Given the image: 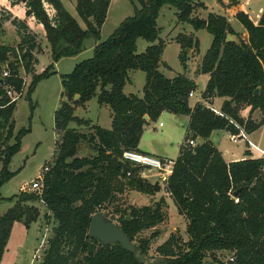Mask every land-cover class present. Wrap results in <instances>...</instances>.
Wrapping results in <instances>:
<instances>
[{"label":"trees","instance_id":"obj_1","mask_svg":"<svg viewBox=\"0 0 264 264\" xmlns=\"http://www.w3.org/2000/svg\"><path fill=\"white\" fill-rule=\"evenodd\" d=\"M7 1L11 6L20 3ZM129 1L133 15L104 41H100V30L110 0H76L75 11L84 28L60 0H28L24 4L25 16L33 17L45 32L53 63L80 54L87 39L95 45L91 58L61 76V102L54 113V128L61 141L53 165L43 176L41 192H19L7 199L0 194V201L12 203L0 216V264L13 225L19 222L29 229L38 220V209L29 204L34 202L42 203L56 224L39 264H146L142 256L147 254L157 232L140 240L131 254L119 245H101L88 237V229L94 214L113 208L119 214L117 225L133 243L141 231L165 220L162 198L154 206L130 212L118 206L119 195L126 190L150 196L160 191L158 183L150 184L141 177V169L123 162L121 157L127 150L138 152L144 127L156 122L163 112L189 118L168 180L169 198L186 221L188 240L181 242L171 235L156 248L160 259L153 264H208L207 258L211 264H264V160L246 152L247 158L227 163L209 140L213 131H225L230 139L240 141V131L248 135L264 125V10L255 24L248 13L238 8L233 17L242 25L247 40L226 43L227 35L237 37L230 22L216 13H208L205 19L195 16L197 8L206 9L199 0ZM227 1L230 7L239 6L238 0ZM46 6L53 11L52 16ZM165 6L176 10L178 24H187L194 31L205 30L212 36L198 70L209 76L200 98L207 103L224 98L220 115L200 104L189 106L188 95L196 85L185 74L169 79L159 71L161 66L168 67L161 61L166 42L159 38L161 28L157 26ZM5 23L16 29L19 44L16 48L0 45V67L8 72L4 86L21 94L24 83L19 70L23 69L31 75L26 92L29 97L39 82L55 74L53 64L36 74V36L24 21L0 7V34ZM138 39L149 44L140 54L136 53ZM173 41L180 46L178 60L185 71L186 50L196 54L198 41L183 33ZM131 71L145 75L141 97L123 93ZM93 98L100 106L109 107L110 129L74 116L76 108L84 107ZM16 103L0 88V190L14 176L9 164L20 150L21 137L30 131L14 135ZM246 108L250 111L245 118L241 111ZM256 111L262 116L259 121L252 119ZM70 123L91 129L93 135L87 137L70 129ZM197 138L203 142L189 146V141ZM82 141L93 144L95 157H76ZM221 253H227L233 262H221L216 257Z\"/></svg>","mask_w":264,"mask_h":264},{"label":"rangeland","instance_id":"obj_2","mask_svg":"<svg viewBox=\"0 0 264 264\" xmlns=\"http://www.w3.org/2000/svg\"><path fill=\"white\" fill-rule=\"evenodd\" d=\"M110 1L106 20L100 30V41L106 40L124 19L133 15V6L129 0ZM199 1L206 7V9L197 8L194 13V15L200 19H205L208 13H216L220 15L224 13L222 7L224 9L225 6L222 5L221 7L216 0ZM238 1L242 2L246 0ZM224 2L227 4L226 7L230 9L228 1L224 0ZM8 3L10 2L7 0H0V7L4 8V6L8 5ZM20 4L21 3L18 5ZM246 8L250 18L256 24L264 10V0H250L247 2ZM46 9L51 16L52 10L50 7L46 6ZM175 14L176 10L174 8L165 6L162 8L157 19V26L161 28L159 37L167 43L164 49L163 61H165L168 65V67L161 66L159 71L169 79L178 74L186 73L183 72L178 60L177 44L170 41L173 34L180 32L185 35H191L198 41V52L195 56L193 51H186L188 57L194 56L190 58L188 62L190 66V75H193L192 68H195L196 65L200 63V60L205 55L212 42V36L207 31H194L192 27L187 24H178ZM72 15L74 16V19L79 22L80 26L84 28V25L77 16L75 10L72 11ZM231 22L232 26L240 32L236 33L237 41L239 39L246 41L247 35L243 36V33L241 32L245 31L242 25L235 19H232ZM39 41L42 42V39ZM42 43H40L39 46L42 47ZM93 43L94 41L92 39H87L84 41V50L80 54L74 57L61 59L56 65H54V71L56 73L39 82L29 97L26 96V92L31 82V75L26 74L23 69L19 70V75L23 80L24 87L16 103L13 115L14 135L17 136L22 131L27 129L30 131L21 137L20 150L11 159L9 171L14 173V176L2 186L0 190L2 198H11L19 192L32 193L29 191L30 183L33 180L35 181L38 177H43L47 172L44 171V168L49 169L53 165L61 141V135L56 132L54 128V113L60 106L61 92L63 90L61 86V76L71 73L75 65L92 57ZM18 44L19 37L16 29L10 23H7L6 26L4 24L3 32L0 34V45L16 48ZM148 46L149 44L147 42L142 39H138L136 43V53L140 54L144 52ZM41 53L42 48L37 54V57L40 56ZM46 64H52L51 56L47 57V55H45L40 58L39 66L36 69L34 68L35 73L37 69H40V66ZM131 73L134 75L131 76L132 84L127 91L141 97L142 88L145 83V75L141 71H132ZM194 102L195 99L191 101V104ZM209 105L217 109L213 104L209 103ZM102 108L106 109H101V106L97 103L96 98H93L89 101L86 111L81 108H77L74 116L85 120H91L94 125L103 129H109V117L107 112H110V110L107 106H103ZM167 118L166 114L163 117H159L156 122H150L145 127L147 130L160 133V131H164L169 127ZM176 118L181 120V124H176L170 135H172V138L174 139L173 141L177 139L180 143H182L187 126H185L186 120L184 116H178ZM158 123H162L164 127H158ZM69 128L76 129L78 132L85 134L87 137L93 135V131L91 129L78 127L75 123H70ZM220 140H222L221 148L224 151H233L237 153L245 149V144L241 141H239L238 144H233L229 139H224V137L220 138ZM172 143V151L175 153L179 150V146H176L175 142ZM194 144L196 145L195 142ZM159 145H164L160 138L158 139V146ZM96 155L97 152L94 149L93 144L88 141L80 142L76 157L93 158ZM152 157L160 158L159 156ZM170 159L175 160L176 156H171ZM141 171L142 173L140 175L148 176L147 180L150 184H159L160 191L150 196L136 191L126 190L123 194L119 195L118 206L121 210L130 212L133 208L139 209L145 206H154L161 198L164 199L165 206L163 207V212L165 214V220L152 229L141 231L133 241L134 246H138L140 240L149 238L151 234L155 232L158 233V236L150 241L147 254L142 256V260L146 264H153L160 259L156 252V248L163 244L171 235H175V237L179 238L181 242H186L188 240L185 232L186 221L178 215L172 200L166 196L160 181L157 179V174L149 173L143 170ZM29 204L38 209L39 218L35 223L30 225L29 229H26L24 225L19 222L13 225L1 264H39L43 258L44 251L47 248V240L52 236L51 231L56 224L54 223L51 214L48 213L42 203L34 202ZM11 206V202L5 200L0 201V216L3 215ZM101 212L107 213V219L115 224H118L119 214L114 213L113 208H108V212ZM45 216L47 218H45ZM216 257H218L221 262L226 263L228 254L221 253L216 255ZM210 261V258L205 260L208 264H211L209 263Z\"/></svg>","mask_w":264,"mask_h":264},{"label":"crops","instance_id":"obj_3","mask_svg":"<svg viewBox=\"0 0 264 264\" xmlns=\"http://www.w3.org/2000/svg\"><path fill=\"white\" fill-rule=\"evenodd\" d=\"M60 1L62 2V4L65 7L66 11L74 18V16L72 15V11L75 10L76 0H60ZM249 1L250 0H246V1H242V2L238 1L239 2V6L238 7H230V9L226 7L227 4H226V2H224V0H222V2L219 3L221 5V7H222V5L225 6L224 9L222 7V10L224 11V13L222 15L225 16L228 19V21L230 22L231 26H232V22L231 21H232V19H234V17H233L234 12L238 8H242L243 11L248 13L246 6H247V2H249ZM20 5L22 6V8H21ZM20 5L11 6L10 3H8V5L4 6V9L8 10L11 13H14L13 16L17 17L18 19H20L22 21H25V23L29 27L30 31L36 36L37 50L33 53L34 58L37 61V63L34 65V68L36 69L39 66V64H40V58L42 56H45V55H47V57L51 56L50 47H49L48 43L46 42L45 32H44L42 26L39 25L38 23H36V21H35V19L33 17H26L25 16V10L26 9L24 7V4L21 3ZM51 12H52V14H51V16H52L53 15V11H51ZM6 25H7V23H5V26ZM232 28L234 29V31L236 33H240L233 26H232ZM241 32L243 33V36L247 35L245 31H241ZM179 33L180 32H177L176 34H173L171 36V38H170V41L174 42L173 38ZM41 39H42V42L44 41L43 43L41 41H39ZM40 43H42V47L39 46ZM94 45H95V43H93L92 49H93ZM41 48H42V53H41L40 56L37 57V54L40 52ZM177 49H178V56H179V53H180L181 49H180V46L178 44H177ZM163 55H164V50H163V53H162V56H161V59H162L161 61L167 65V63L165 61H163ZM194 56H195V54H194ZM194 56H189L188 57L187 68H186L185 71L183 70V72H186L185 76L188 79H190L191 81H193L195 83V85H196V89L193 92L194 96L192 98H189V106L190 107H192L193 104H194V103L191 104L192 100H194V99L196 100L197 98H200L201 93L204 91L205 86H206V84L208 82V79H209V76L207 74H201L198 71L200 63H201V60H200V63L198 65H196L195 68H192V74L193 75H190V73H189L190 72V68H189L190 66H189L188 62H189L190 58H192ZM58 62H56V63L52 62V64H53V72H55L54 71V65H56ZM48 65H51V64H46V65L40 66V69L36 70V74H40ZM131 72H129V74H128L129 80L126 83V85L124 86V89H123V93L125 95H127V96L134 95L133 93L127 91V89L132 84L131 76L134 75ZM186 74H188V75H186ZM136 96H138V95H136ZM224 100H225L224 98H213V99H211L209 101V103L213 104L219 110L221 105H222V103L224 102ZM88 103L89 102H87L84 107H78V108H81L82 110L86 111L87 108H88ZM102 107L103 106H101V109H106V108H102ZM249 111H250L249 108H246V109L242 110L241 111V116L246 118L249 115ZM107 114H108V117H109L108 119H109V126H110L109 129H110L111 128V111L107 112ZM166 114H167V117H168L167 121L169 122V127L167 129H165L164 131H160V133L159 132H153L151 130H147L146 127H144L142 136H141L139 144H138V152L139 153H142V154H145V155H150V156H159L160 158H165V159H170L171 156H176V158L178 157L179 150L177 152L173 153V151H172L173 143L172 142H175L176 146H179V148L181 146L180 144H182V143H180L177 139H175V141H173L174 139L172 138V135H170V133H172V130L175 128L176 124H179V125L181 124V120H178V118H176V117H178L177 115H173V114H170V113H167V112L161 113L160 117H163ZM184 117H185V120H186L185 121V126H186L188 124L189 118L187 116H184ZM80 119H82V118H80ZM252 119L254 121H259L260 119H262V116H261V114L259 112L256 111V112H254L252 114ZM83 120H85V119H83ZM88 121H90L91 124L94 125L91 120H88ZM158 127H162L163 128L164 126L162 125V123H158ZM186 128H187V126H186ZM185 132H186V129H185ZM219 133H221V134H219ZM223 137H224V139H229L228 133L225 132V131H213L211 133L210 137H209V140L217 148V150L221 153L224 161L227 162V163L247 158L248 156H246V152H248V154L252 158L261 157V154L258 151H256L251 145L257 147L261 152L264 153V125L261 128H259L258 130L254 131L253 133L247 135V140L249 141V143L251 145H249L245 141H241V142H243L245 144V149L243 151H240V152H237V153L233 152V151H224L221 148L222 140H220V138H223ZM159 138L163 141V144H164L163 146H160V145L158 146V139ZM194 142L196 144H200L203 141L200 138H197ZM236 144H238V143H236ZM142 177L144 179H146V180L148 179V176H146V175H142Z\"/></svg>","mask_w":264,"mask_h":264},{"label":"built area","instance_id":"obj_4","mask_svg":"<svg viewBox=\"0 0 264 264\" xmlns=\"http://www.w3.org/2000/svg\"><path fill=\"white\" fill-rule=\"evenodd\" d=\"M1 77L3 78V80H4V78H7L8 72L7 71L3 72V70H2ZM2 88H4L5 93L11 102H17L18 101L20 94H16L10 88H5L4 84H3ZM193 96H194L193 92H190L188 95L189 98H192ZM196 104L203 105L206 108H209L210 110H212L215 114L220 115L218 109L211 107L209 105V103L205 102L201 98H197L195 100L193 106H195ZM240 135L242 138L240 141H245L249 145H251L249 143V141L247 140V135L243 131H240ZM229 139H230V137H229ZM230 141H232L234 144L239 142L238 139H230ZM189 146L194 147L195 146L194 142L189 141ZM251 146L261 154V157L264 160V153L261 152L257 147H255L253 145H251ZM121 159L123 162L128 163L129 165H132V166L139 168L143 171H147L149 173L157 174V179H158V181H160L162 188H163V191L165 192L166 196H168V198L171 196V192L168 188V180H169L170 176L172 175L175 160H170V159H165V158H155V157H152L150 155H145V154L139 153L137 151H128V150L124 151L122 153ZM44 171L45 172L48 171V168H44ZM141 173H142V171H141ZM42 179H43V177H38L37 179H35V181L33 180L30 183L29 191L32 193H38L39 194L42 190ZM228 261L233 262V259L228 258Z\"/></svg>","mask_w":264,"mask_h":264},{"label":"water","instance_id":"obj_5","mask_svg":"<svg viewBox=\"0 0 264 264\" xmlns=\"http://www.w3.org/2000/svg\"><path fill=\"white\" fill-rule=\"evenodd\" d=\"M28 0H20V3L25 4ZM226 43L229 42H238L236 36L227 35ZM188 51V49L186 50ZM2 68L0 67V88L3 87L4 80L1 77ZM75 99H78V96H75ZM147 120V117H144ZM130 218L127 217L126 221H129ZM88 237L93 238L99 241L103 246L119 245L124 251L134 254L136 248L134 244L130 241L128 236L119 228V226L107 219V213L98 212L92 216L89 229Z\"/></svg>","mask_w":264,"mask_h":264}]
</instances>
